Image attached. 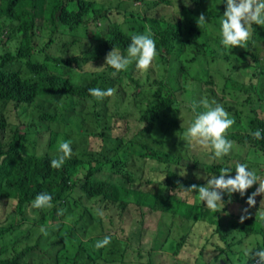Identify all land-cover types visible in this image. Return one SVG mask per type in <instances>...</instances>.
I'll use <instances>...</instances> for the list:
<instances>
[{"label":"trees","instance_id":"16d2710c","mask_svg":"<svg viewBox=\"0 0 264 264\" xmlns=\"http://www.w3.org/2000/svg\"><path fill=\"white\" fill-rule=\"evenodd\" d=\"M178 1L180 3H175L178 8L175 7V11L179 12L177 16L156 12L165 3L174 4L175 0H0V199L14 201L10 224L0 226V264H110L115 261L128 264L133 260L135 264H155L152 256L160 249L167 250L164 243L169 244L168 251L177 255L197 235L201 238L198 258L208 249L216 251V255L208 258L206 264H222L221 259L227 264V251L233 253V242L226 246L225 237L230 234L220 230L222 209L213 213L200 201L198 191L186 189L192 184L204 186L207 179L220 175L221 168H231L227 175L234 177L235 168L240 163L246 164L256 175L264 171V139L258 140L251 135L257 129L264 135V118L257 112L262 99L253 88L254 80L233 77L234 73L247 72L246 68H239L240 62H246L244 57L247 54L257 63L259 72L264 71V53L260 52L264 51V38L251 27L252 36L247 48L226 49L220 43V21L226 0H188L187 6L185 0ZM133 3L146 8L143 11L138 10V6L129 9ZM125 5L130 6L122 7ZM154 6L157 8L151 11ZM115 13L121 16L113 17ZM202 13L206 23L200 28L197 18ZM149 30L153 33L158 53L154 65L162 61L163 70L168 73L176 67L179 84L184 86L183 82H189L193 92H201V88L206 87L203 90L214 95L211 99L208 94L206 101L222 105L229 117L234 118L235 123L228 130L227 138L247 147L244 160L214 162L213 152L183 142L181 129H188L196 115L191 104L200 101L191 99L189 104L183 105L178 101L176 90L165 83L163 77L150 81V75L157 72L155 67L143 71L144 79L139 72L135 75V70L140 71L135 62L116 75H113L114 69L105 63L102 68H84L85 65L101 64V59L113 47L121 54H127L131 36ZM41 33L47 36V41L38 47L36 40ZM62 34L72 38L65 44L78 51L87 45L82 57L74 52L66 57L47 53L46 49L55 37ZM85 36H91L89 43L83 40ZM214 72L219 74V84L222 83L218 90L215 89L218 83L212 76ZM252 77L258 79L259 73L252 74ZM93 87L113 88L115 92L103 101H96L88 92ZM8 103L16 107L30 106L24 128L9 120L4 111ZM175 104L178 110L183 105L186 125L178 124L174 118L165 120ZM206 110L197 108V112ZM88 118L90 122L94 121L96 128L90 130L86 127ZM113 129L120 130L114 136L121 142L118 148L109 152L90 150L87 142L84 146L72 147L73 155L62 168L50 166L51 160L61 155V142L69 140L72 146V134L85 131L82 135L87 133L105 141ZM171 145H185L187 154L184 159L187 162L182 163L184 159L181 161L179 155L168 151ZM202 152L211 160L201 159L199 153ZM259 153L262 154L261 160L252 157ZM133 158L165 164L164 179H144L133 165ZM174 165L183 166L186 174L176 171ZM197 166L204 168L201 170L206 174L204 181L193 170ZM150 182L155 185L147 187L146 183ZM255 186L249 188L250 195ZM75 188L121 210L133 204L136 208L147 207L173 220L178 219L181 226L174 231L178 230L176 233L179 235L180 232V235L177 238L168 231L169 226L164 229L158 225L150 248L129 240L125 244L111 236L114 247L106 252L108 246L96 249L94 245L109 234L83 237L75 225L59 221L46 225L51 240H44L45 249L39 247V241L48 237L42 233L34 244L23 246L15 234L16 238L9 239L12 242L10 249L5 246V236L24 222L30 223V228L50 223V219L58 218L60 211L67 212L72 202H78L72 197ZM177 191L191 192L193 202L179 198ZM40 193L52 195L53 209L38 212L41 214L39 218L24 216ZM261 197L264 198L259 194L258 199L262 200ZM231 199L232 194H223V201ZM254 206L260 209L259 202ZM84 213L89 212L82 211L80 216L83 217ZM16 216L20 220L18 223ZM260 216L261 213L243 223H236L245 237L260 236V242L249 249L250 255L256 250H264V220ZM199 222L202 223L200 227H208V234L193 231V226ZM215 233L222 242H213ZM210 242H213L212 247ZM41 253L50 257L43 260ZM35 255L41 259L32 257ZM241 257L242 264H251L257 258L253 255L250 259L245 252Z\"/></svg>","mask_w":264,"mask_h":264},{"label":"rangeland","instance_id":"374dc122","mask_svg":"<svg viewBox=\"0 0 264 264\" xmlns=\"http://www.w3.org/2000/svg\"><path fill=\"white\" fill-rule=\"evenodd\" d=\"M175 3H180V1L174 2V4L169 5L168 3H165L161 10L158 8L156 10L160 11L161 14L163 13H173V15H179V12L175 11ZM130 5H125L122 7H128ZM135 6L138 10H145L146 6H142L138 3H133L129 9H135ZM149 6V5H148ZM157 6V5H156ZM154 6L151 11L155 10L157 7ZM150 7V6H149ZM151 8V7H150ZM149 8V9H150ZM150 11V10H149ZM225 11V10H224ZM224 13V12H223ZM222 13V14H223ZM120 17L118 13L113 14V17ZM123 18V17H122ZM214 27L213 25L211 26ZM252 27L258 32V36L264 38V26L253 24ZM5 33V32H4ZM218 34V33H216ZM5 35H2V38H4ZM91 36H85L83 40H87L89 43V39ZM81 38V39H82ZM72 38L69 37V35H59L56 36L54 41L49 45V47L46 49L47 53L49 55H55V56H61L66 57L71 52H74L77 55H80V57L83 56L84 50H86L88 47L85 44L84 48L81 51L76 50L70 45L65 44L67 41L71 40ZM47 41V36L45 34H40L39 38L36 40L37 46H41L43 42ZM65 44V45H64ZM236 49L242 48L239 46L234 47ZM261 54L264 53V51H260ZM126 55V54H123ZM157 58V57H156ZM153 61L152 67H155L157 72H153L150 75V81L155 79L156 77H163L165 83L169 84L172 88L176 90V94L178 96V101L181 102L183 105L189 104L191 99H196L198 101H204L207 98V95L209 94V97L213 99L214 95L210 94V92L203 90L201 88V92H193V87L189 82H183L182 84H179L177 81V69L174 67V70H171L169 73L166 70H163L162 61H159L156 65H154ZM246 62H240L239 68L242 67L247 69V72H242V74L236 75L233 74L234 78H238L239 80L246 79L247 81L252 79L254 80L253 88L258 92L260 95L262 101L259 108H257V112L259 115L264 118V71L259 72L260 68L257 66V63L250 57L249 54H247L244 57ZM172 62H174L172 60ZM105 63V56L101 59V64L98 65H85L84 68L87 70H93L95 66H98V68H102L103 64ZM138 69V68H137ZM141 71V70H140ZM134 71L136 72L135 75L138 74V72L142 75L144 79V73L143 71ZM259 73L258 79L255 77H252V74ZM215 73V72H214ZM213 80L215 83H218L215 89H220L219 85L222 86V83L219 84V74L215 73L212 75ZM256 79V80H255ZM181 81V80H180ZM147 89V88H146ZM183 105L181 106V109L178 110V105L175 104V106L172 108V110L168 113V115L165 117V120L174 118L178 124L180 125H186V120L184 119L183 114L186 112L183 108ZM31 109H33L31 107ZM4 111L9 115V120L11 123H17L19 127L24 128V123L28 120L29 112H30V106L29 105H22L21 107H16L11 103H8L4 106ZM18 115V116H17ZM91 119L86 120V127H90V130L92 127H95L94 121H91ZM93 120V119H92ZM133 127V126H132ZM96 128V127H95ZM99 130V127H98ZM187 131L186 128H182V140L183 142L187 143L190 147L196 148V149H208L209 152H213L210 148H205L203 146H200L198 144H195L193 142H189L185 139L184 133ZM82 133H85V131H82L81 134H72L73 137V143L72 147L78 148L81 146L86 145L88 142V147L90 150H102L103 152H109L113 148H118L120 146L121 142L119 140H115V135H118L120 133L119 129H113L111 130L110 136L104 141L97 137L88 136L86 134L82 135ZM42 140H45V137H42ZM233 141V140H231ZM185 145H171L168 148V151L174 154H177L180 156L181 161L184 159V156H186L187 151L184 148ZM193 152V150H192ZM201 156V159L210 161L211 159L208 157L207 153L202 152L199 153ZM247 147H242L241 144L237 143L236 141H233L232 149L230 150L229 154L226 156H223L222 158H215L213 156L212 160L214 162H220V161H227L228 163L232 162H239L240 159L244 160V158L247 155ZM189 155V154H188ZM262 154L253 155L252 157L261 160ZM229 156V158L227 157ZM187 162L186 159L183 160L182 163ZM135 164L136 170L140 172L139 174L142 175L144 179L149 180L150 178H162L164 176L165 172V164L157 162V161H147L143 158L137 159L133 158V165ZM181 174H186V170L183 166H175ZM204 169L203 166H197L194 167L193 170L198 174L199 178H201L203 181L206 179V174L203 173L201 170ZM257 184L255 186V191L259 187V184H264V171L261 173H258L257 175ZM207 183V182H206ZM205 183V185H206ZM155 184L153 182H150L149 184L146 183L147 187H153ZM249 189L246 190L244 196H241L239 193H233L231 200H225L224 206L222 208V224L220 225V230L222 232L228 233L230 235L225 237L226 246L227 243L229 244L231 241L233 242L231 244L233 253L229 250L227 251L228 259L227 264H242L243 257H241V254L243 252H246V250L251 249L255 245V243L260 242V236L257 235H251L249 237H245L244 233L240 232L237 228V222H239V217L242 214V210L247 208L248 209V218L258 216L260 213H264V198L262 200L258 199L257 194L254 199L255 202H259L260 209L256 208L255 206L248 207L246 202L244 201V198L250 195V192H248ZM254 191V192H255ZM171 193H174V191H171ZM253 193V192H252ZM177 196L183 200H186L188 202H193V195L191 192L185 193L184 191H177ZM264 196V194H262ZM237 196V197H236ZM73 198H75L78 202L71 203V207L68 209L67 212L60 211L58 213V218L60 215V218H55V220L50 219V223H45L37 226H33L29 228L30 223L24 222L22 226L16 227L17 229L14 230V232L10 235L5 236V246L10 249V245L12 244L11 241H9L10 238H18V241L20 242V245L25 244H34L37 238L39 237V234L41 233L39 231L40 227L43 225L46 227L48 224H56L59 221H66L73 226L75 225V228L78 229V233H81L83 237L87 236H96V235H110L112 238H116L118 240H121L125 244H127L128 240L130 243H133L135 245L141 244L145 248H150L152 246V242L154 241V236L156 235V230L158 225H161L164 229H166L167 226H169L168 231H172L171 234L175 237H179V235L174 231L177 229V227L181 226V221L178 219H171L167 215L161 214L159 211H150L147 209V207H144L142 209L136 208V206H133V204L128 205L124 210H121L120 208L116 207L115 205H112L110 203H105L100 201L99 199H96L94 197H89L82 193V191L79 188H75L73 190ZM261 201L263 204H261ZM14 201L10 202H4L2 199H0V226L6 227L9 225L11 221L10 212L13 211ZM51 208L50 210H52ZM48 209H35L33 207L26 210L24 216H27L28 218L34 219L36 216L39 218L41 214L40 212L46 211ZM88 211L89 213H84V216H80L82 211ZM143 211V212H141ZM39 212V213H38ZM99 213H102L99 214ZM16 216V222L18 223L20 220H17ZM255 218V217H254ZM76 220V221H75ZM166 222V223H165ZM199 225L195 224L193 226V231H197L199 233H203L204 235L208 234L209 229L208 227L205 228V226L200 227L202 224L201 222L198 223ZM103 226V227H102ZM28 228L30 230H28ZM163 232V231H162ZM166 232V231H165ZM15 234L17 235L15 237ZM212 240L214 241H220L222 242V238L219 236L218 233L214 234ZM27 237V239H26ZM50 236L47 238H42L39 241V247H43V249L46 248L45 239H49ZM160 239H162V236H160ZM51 240V238H50ZM201 238L197 235L196 237H193L192 243L185 244L184 248L181 249V251L174 255L172 252L168 251L169 244L164 243V248L167 250H158L153 256L152 260L155 264H206V261L208 258L215 256L216 251L212 250H205L202 257L198 258V244H200ZM213 242H210L209 245H211ZM218 242V244L222 245V243ZM216 246V245H215ZM114 244L111 243L108 245L107 251L108 252L110 248H113ZM120 248V246H118ZM42 249V250H43ZM40 252H42L40 250ZM41 256L43 257V260L50 257L49 254L41 253ZM35 257L37 260H40L41 258L38 257V255L32 256ZM114 257H117V255H114ZM239 257H241L239 259ZM120 259V257H119ZM118 259V260H119ZM117 260V261H118ZM114 262V261H113ZM220 262L224 264V261L221 259ZM136 261L133 260L128 264H135ZM85 264V263H84ZM88 264V263H86ZM110 264H119L115 261V263Z\"/></svg>","mask_w":264,"mask_h":264},{"label":"clouds","instance_id":"9594fccd","mask_svg":"<svg viewBox=\"0 0 264 264\" xmlns=\"http://www.w3.org/2000/svg\"><path fill=\"white\" fill-rule=\"evenodd\" d=\"M187 3L188 0H185L186 6ZM204 23H206L205 15L202 13L197 18V24L201 28ZM220 24V43L224 48L232 49L236 46L247 48L252 36L250 31L252 25L264 26V0H226V9ZM157 55L156 42L153 38V33L149 30L146 33L133 34L131 36L126 55L121 54L118 49L113 47L105 56V64L114 69L113 75L126 71L134 62L139 70L146 72L152 66ZM88 92L96 101H103L105 97L114 95L115 90L113 88L104 90L93 87L89 88ZM198 107H203L207 110L197 112ZM191 109L196 115L184 133L185 139L205 148H210L215 158H222L228 155L232 149L233 141L227 138V133L235 123L234 118L229 117V113L222 105L215 102L209 103L206 100L201 101L199 104L193 102ZM251 135L258 140L264 139L260 129L251 132ZM59 151L61 155L50 162V166L55 169L62 168L65 161L71 159L73 155L71 141L64 140L61 142ZM231 171V168H221L220 175L207 179L206 186L198 187L196 184H192L186 190L198 191L200 201L213 213L218 212L224 206V193L229 194V196L233 193H239L244 196L247 189L252 187L253 184H257L258 178L255 171L250 170L246 164L240 163L236 166L234 177L227 175ZM257 194H264V184H259L256 191L247 197L246 204L249 208L255 205L254 197ZM52 200L51 194L40 193L32 201V207L41 210L51 209L54 207ZM99 214L102 215V213ZM247 218L248 209L245 208L242 210L239 220L243 223ZM260 219L264 220V213H261ZM39 231L44 236L49 235L48 228L43 225ZM110 243L111 236H105L102 240H98L94 247L101 249L110 245ZM251 250H246L245 255L250 257V259L254 255V257H258L257 264H264V250H256L253 255H250Z\"/></svg>","mask_w":264,"mask_h":264},{"label":"built area","instance_id":"2783aa9c","mask_svg":"<svg viewBox=\"0 0 264 264\" xmlns=\"http://www.w3.org/2000/svg\"><path fill=\"white\" fill-rule=\"evenodd\" d=\"M258 257L251 264H257Z\"/></svg>","mask_w":264,"mask_h":264}]
</instances>
